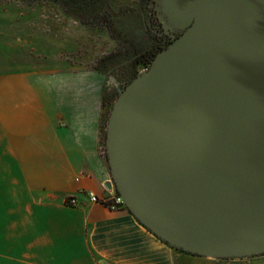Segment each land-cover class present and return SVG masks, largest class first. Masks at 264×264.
<instances>
[{"label": "water", "instance_id": "obj_1", "mask_svg": "<svg viewBox=\"0 0 264 264\" xmlns=\"http://www.w3.org/2000/svg\"><path fill=\"white\" fill-rule=\"evenodd\" d=\"M164 10L187 30L114 102L111 181L175 250L262 256L264 0H165Z\"/></svg>", "mask_w": 264, "mask_h": 264}, {"label": "crops", "instance_id": "obj_2", "mask_svg": "<svg viewBox=\"0 0 264 264\" xmlns=\"http://www.w3.org/2000/svg\"><path fill=\"white\" fill-rule=\"evenodd\" d=\"M80 83L72 99L62 94L67 80L0 76V264H214L162 243L127 208L90 202L110 179L101 152L103 86ZM74 101L82 102L69 109ZM69 198L78 205L68 206Z\"/></svg>", "mask_w": 264, "mask_h": 264}, {"label": "rangeland", "instance_id": "obj_3", "mask_svg": "<svg viewBox=\"0 0 264 264\" xmlns=\"http://www.w3.org/2000/svg\"><path fill=\"white\" fill-rule=\"evenodd\" d=\"M114 49L115 41L98 38L79 23L60 17L50 3L31 5L26 0H0V76L27 71L51 75L53 79L67 80L69 88H63L62 94L75 99V94L82 92L80 82L86 79L94 81L95 86L96 83L98 87L103 86V77L96 66ZM78 102L82 101L68 103V108L77 109L81 105ZM101 105V152L107 162L106 127L113 103L102 100ZM202 261L264 264V255L241 260Z\"/></svg>", "mask_w": 264, "mask_h": 264}, {"label": "flooded vegetation", "instance_id": "obj_4", "mask_svg": "<svg viewBox=\"0 0 264 264\" xmlns=\"http://www.w3.org/2000/svg\"><path fill=\"white\" fill-rule=\"evenodd\" d=\"M26 1L31 5L50 3L60 17L79 23L98 38L115 41L116 49L96 66L103 77L102 100L113 104L187 30L171 22L164 10L165 0Z\"/></svg>", "mask_w": 264, "mask_h": 264}, {"label": "built area", "instance_id": "obj_5", "mask_svg": "<svg viewBox=\"0 0 264 264\" xmlns=\"http://www.w3.org/2000/svg\"><path fill=\"white\" fill-rule=\"evenodd\" d=\"M109 182L112 185L111 188L107 187V184ZM102 185L105 189V195L98 196L92 192L89 193L88 197L91 203L102 205L110 209L111 211H117L126 208L122 197L119 195V193L116 191L115 187L113 186L111 178L108 181H105ZM66 204L70 207H76L78 205V202L76 198H69L66 201Z\"/></svg>", "mask_w": 264, "mask_h": 264}, {"label": "trees", "instance_id": "obj_6", "mask_svg": "<svg viewBox=\"0 0 264 264\" xmlns=\"http://www.w3.org/2000/svg\"><path fill=\"white\" fill-rule=\"evenodd\" d=\"M178 251V250H177ZM179 252H181V251H179ZM181 253H183V252H181ZM185 254V253H184Z\"/></svg>", "mask_w": 264, "mask_h": 264}]
</instances>
